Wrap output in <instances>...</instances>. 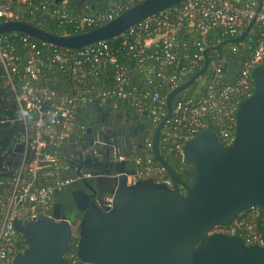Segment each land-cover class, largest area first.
I'll list each match as a JSON object with an SVG mask.
<instances>
[{"label":"water","instance_id":"obj_1","mask_svg":"<svg viewBox=\"0 0 264 264\" xmlns=\"http://www.w3.org/2000/svg\"><path fill=\"white\" fill-rule=\"evenodd\" d=\"M183 1L142 0L98 27L72 35L53 34L21 20L0 21V35L16 32L53 47L79 50L114 39ZM257 2L258 10L260 0ZM253 22L237 38L215 46L217 58L208 57L207 49L201 68L166 95V115L151 132V153L169 184L153 177L128 181L136 173L133 160L149 134L148 124L137 120L135 113H125L122 121L109 107L114 102L107 98L89 103L82 112L83 117L89 113L85 128L68 136L59 161L70 205L57 201L50 217L40 216L28 223L13 218L12 226L26 248L14 255L12 264H69L65 253L73 233L76 257L84 264H264L263 248L247 246L237 236L210 234L214 227L227 226L243 211L259 206L264 237V64L251 71L254 89L237 107L230 145L221 144L211 129L186 140L180 154L189 165L182 170L184 178L166 161L159 146L173 99L194 84L211 61L222 58L225 45L243 40ZM42 110L45 112V105ZM1 113L0 126L21 135L7 153L3 152L10 145L8 139L0 147V177H4L5 167L29 166L35 150L30 148L31 140H22L31 129V120L21 123L15 106L3 108ZM5 158L14 160L5 163ZM108 196L109 204L105 202Z\"/></svg>","mask_w":264,"mask_h":264},{"label":"built area","instance_id":"obj_2","mask_svg":"<svg viewBox=\"0 0 264 264\" xmlns=\"http://www.w3.org/2000/svg\"><path fill=\"white\" fill-rule=\"evenodd\" d=\"M140 1H113L104 11L76 19L61 9L53 10L52 14L61 22H73L83 28L101 25ZM47 2L0 0V21L16 19L15 4L27 3L35 10L46 11ZM259 5L257 10V0H185L180 6L160 11L129 27L117 36L120 44L116 50L106 41L79 50H58L57 47L51 49L53 46L43 42L39 44L35 42L36 39L24 34L19 39L16 32L1 34L0 82L13 96L18 120L26 124L31 118L32 133L24 135L22 140H31L30 148L35 150V154L29 166L14 169L9 181H0V184L6 183L10 188L6 200H0V264H12L14 255L23 251V239L12 226L13 218L28 223L40 216L51 215V197L66 182L57 179L54 172L51 174L52 184L37 186L36 175L40 169L51 165L58 171L59 159L45 153L44 149L46 146L58 148L66 143L69 135L84 129L76 117L77 109L95 97L125 100L135 111L144 114L149 134L143 145L145 149L151 150V132L166 115V95L186 82V78L194 74L195 69L201 68L204 52L212 42L210 37L216 38V41L221 38H237L254 20L243 40L228 44L231 56L243 55L242 60L231 59V68H235V72H230L231 80L223 82V57L211 61L204 73L208 75L196 79L203 86L202 94L197 99L177 101L174 104L172 101L171 115L162 126L159 137V144L164 150L181 154L186 140L212 125L218 133V137L215 135L219 142L224 146L230 145L234 136L237 107L254 89L251 71L257 65L264 64V0H260ZM17 41L20 43L16 44ZM181 57L185 64L175 73L172 67ZM125 58L129 64H120L119 61ZM85 63L92 64L91 71L94 74L105 70L107 65L112 66L113 88L97 91L93 98L85 91L61 97L59 104L48 105L47 102L57 95L37 85L43 71L55 66L75 71ZM135 71H143L144 79L140 84H135ZM44 105L45 112L42 110ZM47 116L51 118L48 120L45 118ZM133 161L137 170L129 182L163 175L161 166L156 165L149 155L135 157ZM7 170L8 167H5V172ZM158 182L169 184L168 178ZM110 201L111 198L106 197L105 202L109 204ZM248 209L247 213H240L231 224L214 227L210 234L237 236L247 246L255 245L264 249V237L259 230L262 225V209L259 206ZM75 258L71 255L69 264H78Z\"/></svg>","mask_w":264,"mask_h":264},{"label":"trees","instance_id":"obj_3","mask_svg":"<svg viewBox=\"0 0 264 264\" xmlns=\"http://www.w3.org/2000/svg\"><path fill=\"white\" fill-rule=\"evenodd\" d=\"M29 2H36L37 0H28ZM117 1V0H64L62 3H54V0H48V2L45 5L46 11H40V10H35L32 7H29L27 3L25 4H15L14 6V13L17 15L15 20H21L28 22L42 30H45L47 32L57 34V35H72V34H78L82 33L85 31L92 30L99 25L95 26H87L83 28H79L76 26L75 23L73 22H61L60 19H58L56 16L52 14L53 10L55 9H61L67 13V15L73 19L76 18H81L83 16H88V15H95L96 13L100 11H104L109 3ZM182 3H179L176 6H180ZM23 36V34H17V37ZM212 40L211 44L207 47V56L209 57H216L218 56L217 51L214 49L215 46H217L220 42L226 40L227 38H221L219 41H216V38L213 39L210 37ZM120 39L119 37H116L114 39L106 41L110 45L112 49H117V47L120 44ZM37 43H41L37 40H35ZM20 43L19 41L16 42ZM51 49H55L54 47H51ZM58 49V48H56ZM206 49V50H207ZM229 49V47H228ZM227 49V52H228ZM59 50V49H58ZM20 52V45H19V50ZM229 53V52H228ZM230 57H226L225 53L223 55L225 56L223 58V64H222V72H223V82H229L231 80V61L233 59H241L243 58L242 54L238 55H232L231 58V53ZM119 59H121L120 56H118ZM232 59V60H231ZM133 62V61H131ZM120 64H129L128 60L123 59L119 61ZM185 64V60L181 57V59L178 61V63L172 67V70L177 73L178 69L181 68ZM203 62H201L200 67L202 66ZM92 64L90 63H85L82 64L80 68L76 69L75 71L69 70H62L59 67L55 66L52 67L51 69H45L43 71V75L40 77V79L37 82V85L40 88H45L50 92L56 93V97L53 98L52 100L48 101L47 104L50 105L51 103L59 104L60 103V98L65 97V96H71L74 94H82L85 91H87L88 95L93 98L94 94L97 91H104V90H110L113 88V67L110 65H107L105 70H99L98 73H92ZM200 68H197L194 70L193 73L198 71ZM145 74V70H144ZM144 74L142 72H133V75L136 79L135 84H140L142 83V80L144 79ZM208 73L204 74L201 76V78L206 77ZM190 78L187 77L186 80ZM203 92V86L200 84V80H197L192 84L188 89L185 91L179 93L177 97L173 100V104L177 101H186L188 99H197ZM162 94H165L162 92ZM116 102L119 106L123 104H127L125 100H113ZM31 120V118L29 119ZM211 129L218 137V133L216 129L212 126L209 125L208 127ZM66 144V143H65ZM65 144L62 146L55 148V149H50V146H46L44 149V152L51 155L55 156L61 160L62 154L65 151ZM160 150L166 161L174 167V169L181 174V176L184 178L182 175V170L184 167L187 165L185 164L179 153L176 152H168L164 150L161 145ZM146 155H149L152 157L151 150L145 149L144 145L142 148L141 153L138 155V157H145ZM154 163L159 166V164L153 159ZM56 174L60 170L58 169L55 170V168L51 165L48 167H43L37 172L36 175V182L35 184L37 186H45V185H50L53 182V177L52 173ZM5 177H0V181L5 180ZM28 179H30L29 176H27ZM154 178L158 181L164 180L167 178L166 174L163 172V175H158L154 176ZM10 193V188L9 185L7 186L6 183H1L0 184V200L3 202L6 200L7 196ZM57 201H62L64 203V206L67 207L70 205V201L68 200V195L65 192L64 187L59 190L55 191L53 193V196L51 197V202L54 204ZM249 209L245 210L244 212L247 213ZM259 230H261V226H259ZM76 242H77V237L74 236L72 240L69 243L68 250L65 253V258L70 262L71 260V255H74L76 257ZM23 250L26 248V245L24 244L23 241ZM78 264H84L81 261H79L77 258H75Z\"/></svg>","mask_w":264,"mask_h":264},{"label":"flooded vegetation","instance_id":"obj_4","mask_svg":"<svg viewBox=\"0 0 264 264\" xmlns=\"http://www.w3.org/2000/svg\"><path fill=\"white\" fill-rule=\"evenodd\" d=\"M223 53H225L226 57H228V56L230 57V54L227 52V49L225 50V49L223 48L222 51H221V55H222V57L224 58L225 56L223 55ZM231 58H232V56H231ZM0 101L3 102V104H4L3 107H0V123H1V122H2L1 119H3V116H2L3 113H1V111L3 110V108H4V110H12V107H13V106L16 107V104H15V101H14V99H13V96H12L11 93L9 92L8 88H7L5 85H3L1 82H0ZM128 106H129L130 108H133V107H131L130 105H128ZM130 108H127V109H130ZM133 109H134V108H133ZM143 119H144V118H143ZM144 120L146 121V119H144ZM146 123H147V122H146ZM15 129H19V130H20V127H19V126H16ZM5 130H6V127L0 126V147L2 146L3 142H4L6 139H8V141H10V145L7 146V148L5 149V151H4L3 153H7V151L10 150L11 145L14 144V143L19 142V141H20V137H21V135H20L18 132H16L15 134H13L12 131H8V132H6ZM30 130H31V129L28 128V129L26 130V133H27V132L32 133ZM13 160H14V159L11 160V159H9V158H5V163H6L7 161H13ZM23 166H26V165L23 163ZM187 167H189V165H186V166L184 167V169L187 168ZM8 169H9V170L6 171V175L9 176V177H11V172H13L14 169L11 170L10 167H8ZM16 169H17V168H16ZM6 179L9 181V178H6Z\"/></svg>","mask_w":264,"mask_h":264},{"label":"crops","instance_id":"obj_5","mask_svg":"<svg viewBox=\"0 0 264 264\" xmlns=\"http://www.w3.org/2000/svg\"><path fill=\"white\" fill-rule=\"evenodd\" d=\"M100 98H102V97H95V98H93L89 103H91L93 100H96V99H100ZM107 99H109V98H107ZM109 100H111V99H109ZM113 101V100H112ZM89 103L87 104V105H85V106H82V107H80L79 109H77V111H76V117H77V119L84 125V122H85V120L87 119V117L89 116V113H85V116L83 117L82 116V112H84V109L89 105ZM129 104L127 103V104H121L120 106L116 103V102H114L113 104H111V105H109V107L110 108H112L113 110H114V114H117V115H119V116H121V119H122V121H124L125 119H126V116H125V113H135V115H136V117H137V120H140L141 122H144V123H146V121L144 120L145 119V117H144V115H143V113H138L137 111H135V109H133V108H130L129 106H128ZM127 108H130V109H127ZM95 115H98L99 113H94ZM144 118V119H143ZM136 120V119H135ZM133 122H134V120H133ZM132 126V125H131ZM148 127H149V125H148ZM84 128H85V125H84ZM74 135H76L77 133H73ZM139 134H140V136L143 138V133L142 132H139ZM135 149H136V146L134 147ZM143 148V147H142ZM141 151H142V149H138V153H136L135 154V156H134V158L135 157H138V155L141 153ZM133 163H134V161H133ZM135 166V165H134ZM5 178V180H7L6 178H9V176H7L6 175V173H5V176H4ZM59 178V180H62V176L59 174L58 175V173H57V179ZM128 180H129V178H128ZM7 186H8V184H7Z\"/></svg>","mask_w":264,"mask_h":264},{"label":"rangeland","instance_id":"obj_6","mask_svg":"<svg viewBox=\"0 0 264 264\" xmlns=\"http://www.w3.org/2000/svg\"><path fill=\"white\" fill-rule=\"evenodd\" d=\"M229 45H225L223 48L226 50L228 49Z\"/></svg>","mask_w":264,"mask_h":264}]
</instances>
